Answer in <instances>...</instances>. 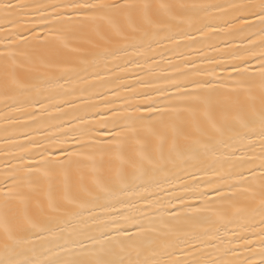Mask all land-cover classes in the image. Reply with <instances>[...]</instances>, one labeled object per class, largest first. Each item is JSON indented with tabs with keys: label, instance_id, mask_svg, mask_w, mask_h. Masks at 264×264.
Returning <instances> with one entry per match:
<instances>
[{
	"label": "snow or ice",
	"instance_id": "6c2138e0",
	"mask_svg": "<svg viewBox=\"0 0 264 264\" xmlns=\"http://www.w3.org/2000/svg\"><path fill=\"white\" fill-rule=\"evenodd\" d=\"M0 264H264V0H0Z\"/></svg>",
	"mask_w": 264,
	"mask_h": 264
}]
</instances>
